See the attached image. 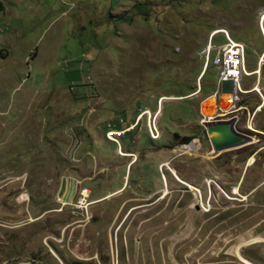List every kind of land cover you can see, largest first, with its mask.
<instances>
[{
    "label": "rangeland",
    "instance_id": "obj_1",
    "mask_svg": "<svg viewBox=\"0 0 264 264\" xmlns=\"http://www.w3.org/2000/svg\"><path fill=\"white\" fill-rule=\"evenodd\" d=\"M263 16L264 0H0V264H264L247 243L264 239ZM219 28L255 73L216 120L257 141L214 154L201 52Z\"/></svg>",
    "mask_w": 264,
    "mask_h": 264
},
{
    "label": "built area",
    "instance_id": "obj_2",
    "mask_svg": "<svg viewBox=\"0 0 264 264\" xmlns=\"http://www.w3.org/2000/svg\"><path fill=\"white\" fill-rule=\"evenodd\" d=\"M220 30L222 29L214 30L211 33V38L207 46L202 50L201 54L204 58V64H206V69L209 67V65L215 69H219V79L217 80L218 90L216 91V96L221 91L223 81L231 80L234 82L235 93L232 105V109H234L236 108V105L241 102V95L249 93V91L243 90V80H241V73H249L247 70L246 58H238V50H245V46L243 43L233 40L226 30L224 32H218ZM217 34H224L227 38V42L222 45L215 46L213 44V38ZM213 52L214 56L212 57ZM252 73H249V76L253 75ZM254 89H256V87H254ZM135 127L136 124L133 125L132 128L125 129L122 134L124 135L125 131H130L132 129H135ZM110 134H112L111 136L120 135L121 132L111 131ZM86 192L90 193L87 188H83L81 195L84 198L89 197V195H86Z\"/></svg>",
    "mask_w": 264,
    "mask_h": 264
},
{
    "label": "water",
    "instance_id": "obj_3",
    "mask_svg": "<svg viewBox=\"0 0 264 264\" xmlns=\"http://www.w3.org/2000/svg\"><path fill=\"white\" fill-rule=\"evenodd\" d=\"M235 93V84L233 81H223L221 86V92L219 98L217 99L216 95L211 96L206 99L205 102H209L215 98L216 100V113L212 116L205 115L203 111L204 103L201 106V114L203 116V123L207 133L209 135L213 153L222 154L229 152L237 147H245L244 145H250L249 143L252 141V136L246 133L241 132L237 129L236 117L230 119H219L216 120L218 116V112H226L232 109L230 106L229 110L224 109L222 106L224 97H229L230 100H234ZM212 111V110H211ZM69 186L67 184V180L65 178L62 179L60 190L58 192V198H64Z\"/></svg>",
    "mask_w": 264,
    "mask_h": 264
},
{
    "label": "bare ground",
    "instance_id": "obj_4",
    "mask_svg": "<svg viewBox=\"0 0 264 264\" xmlns=\"http://www.w3.org/2000/svg\"><path fill=\"white\" fill-rule=\"evenodd\" d=\"M262 25L264 26V16H263V19H262ZM225 30H222V31H218V32H224ZM238 58H246L245 57V50H238ZM206 69V68H205ZM218 71H219V69H217ZM255 72H253L252 74H254ZM261 73V70L260 71H256V74H260ZM245 74L246 73H241V80H243V77L245 76ZM260 80V79H259ZM256 90H258L259 92H261V89H260V86H258L257 85V87H256ZM262 93V92H261ZM196 95V94H195ZM264 98V97H263ZM225 100H228L229 101V103H231L232 104V102H233V100H230L229 99V97H224V100H223V103H222V106H223V104H224V102H225ZM215 104H216V100H215V98L213 99V100H211V101H209V102H205L204 103V106H203V111H204V113L206 114V107H207V105H209V106H212L211 108L212 109H210L208 112H209V114H214L215 113V111H216V107H215ZM230 104V105H231ZM228 108V107H227ZM212 110V111H211ZM150 112H148L147 114H149ZM150 115H151V120L153 119V116H152V114L150 113ZM158 115H160V113H158ZM154 130H153V134H154ZM256 138H252V141L249 143L250 145L252 144V143H256ZM247 145V144H246ZM237 148H240V147H237ZM184 149H187L188 151H192L193 149H194V145H189V146H186V147H184ZM214 154H216V153H214ZM252 163H253V161H252ZM67 193H68V190H67V192H66V194H65V196H64V198L66 197V195H67ZM75 195V194H74ZM86 195H88V192H86ZM71 196V195H70ZM64 198H62V199H64ZM262 241H264V239H262V238H253L251 241H249V242H247V243H250V244H254V243H256V242H262ZM239 249V248H238ZM240 252V251H239ZM235 255H237V252H236V250H235ZM240 256H242V254H241V252H240ZM239 256V257H240ZM243 257V256H242ZM246 263V262H245Z\"/></svg>",
    "mask_w": 264,
    "mask_h": 264
},
{
    "label": "trees",
    "instance_id": "obj_5",
    "mask_svg": "<svg viewBox=\"0 0 264 264\" xmlns=\"http://www.w3.org/2000/svg\"><path fill=\"white\" fill-rule=\"evenodd\" d=\"M204 75H205V74H204ZM195 91H196V90H195ZM195 91H194V92H195ZM194 92H193V93H194ZM189 140H190V138H188V137H186V138L183 139L184 143H187Z\"/></svg>",
    "mask_w": 264,
    "mask_h": 264
},
{
    "label": "clouds",
    "instance_id": "obj_6",
    "mask_svg": "<svg viewBox=\"0 0 264 264\" xmlns=\"http://www.w3.org/2000/svg\"><path fill=\"white\" fill-rule=\"evenodd\" d=\"M217 30V29H216ZM221 92V91H220ZM220 94V93H219ZM219 94L216 96L217 97V99L219 98ZM232 110V109H231Z\"/></svg>",
    "mask_w": 264,
    "mask_h": 264
},
{
    "label": "crops",
    "instance_id": "obj_7",
    "mask_svg": "<svg viewBox=\"0 0 264 264\" xmlns=\"http://www.w3.org/2000/svg\"><path fill=\"white\" fill-rule=\"evenodd\" d=\"M220 29V28H219Z\"/></svg>",
    "mask_w": 264,
    "mask_h": 264
},
{
    "label": "flooded vegetation",
    "instance_id": "obj_8",
    "mask_svg": "<svg viewBox=\"0 0 264 264\" xmlns=\"http://www.w3.org/2000/svg\"><path fill=\"white\" fill-rule=\"evenodd\" d=\"M237 119V118H236Z\"/></svg>",
    "mask_w": 264,
    "mask_h": 264
}]
</instances>
